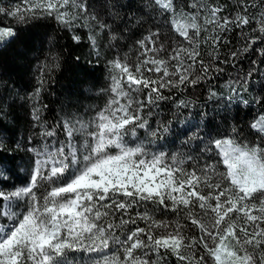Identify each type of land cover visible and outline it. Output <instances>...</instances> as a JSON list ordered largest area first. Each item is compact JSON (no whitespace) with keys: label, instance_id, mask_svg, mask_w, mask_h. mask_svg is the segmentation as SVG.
Listing matches in <instances>:
<instances>
[{"label":"snow or ice","instance_id":"6c2138e0","mask_svg":"<svg viewBox=\"0 0 264 264\" xmlns=\"http://www.w3.org/2000/svg\"><path fill=\"white\" fill-rule=\"evenodd\" d=\"M23 4L0 7V14L17 24L54 20L77 43L75 31L90 28L87 38L99 57L97 34L111 32V26L98 18L90 0ZM144 7L165 17L174 39L161 42L157 28L136 41L134 62L127 54L108 60L105 104L87 120L65 114L39 132L40 146L28 149L33 156L27 183L0 190V264H167L169 255L178 264H264V113L249 125L252 140L233 128L207 141L203 162L154 150L169 129L150 123L154 109L174 92L199 85L240 52L264 44V0L251 4L253 15L248 0H240L233 16H222V7L208 0H185V7L177 0H145ZM252 24L250 33L241 31L245 47L221 60L223 33ZM15 36L14 28L0 26V46ZM202 44L209 49L208 62L201 58ZM256 51L264 57V48ZM252 63L235 83H247L256 71ZM42 86L38 80L31 109L36 124L44 123L38 106ZM179 105L187 107L184 100ZM10 172L0 161V184ZM190 227L198 234L188 235Z\"/></svg>","mask_w":264,"mask_h":264},{"label":"trees","instance_id":"16d2710c","mask_svg":"<svg viewBox=\"0 0 264 264\" xmlns=\"http://www.w3.org/2000/svg\"><path fill=\"white\" fill-rule=\"evenodd\" d=\"M208 2L222 7V16H233L240 10V0ZM90 3L98 18L111 26V32L97 34L99 57L87 38L90 28L75 31L81 38L77 43L72 39L73 32L54 20H28L17 24L14 18L0 14V26L12 27L16 32L10 43L0 46V161L7 162L11 168L10 173H5L6 180L0 184V190L12 191L27 183L33 156L28 149L40 146V131L56 125L65 114L87 120L105 104L103 90L109 85L108 60L127 54L129 62H134L136 41L157 28L161 42L167 44L168 39H174L165 17L145 9V0H90ZM252 3L258 0H248V15L257 12L251 7ZM177 4L185 7V0H177ZM0 7L23 9L24 4L23 0H0ZM255 26L252 24L243 30L231 27L223 33L227 43L219 45L221 60L229 57L231 51L243 49L245 40L241 31L250 33ZM112 35L116 36L115 40L111 39ZM204 35L202 33L201 38ZM260 48H264V44L253 45V49ZM256 50L240 52L230 63L220 65L223 72L210 73L199 85L174 92L170 100L161 102L159 108L154 109L150 123L153 127L158 123L166 124L169 131L161 134L154 150L169 154L179 152L203 162L208 158L207 154L201 155L205 143L230 135L233 128L242 137L252 140L254 133L249 125L264 113V102H261L264 100V57ZM208 51L202 44L200 52L205 62L209 60ZM253 61L256 71L248 77L247 83L243 86L235 83L237 79L243 81L254 67ZM38 80H43L38 104L43 124H36L31 118V109L37 105L34 92ZM233 88L237 91L233 92ZM180 100H184L187 107L179 105ZM143 134L141 131L140 135ZM197 234L194 227L188 229V235ZM167 264L178 262L169 255Z\"/></svg>","mask_w":264,"mask_h":264}]
</instances>
